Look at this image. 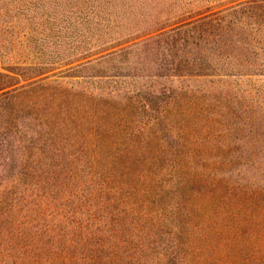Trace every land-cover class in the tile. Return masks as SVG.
I'll return each instance as SVG.
<instances>
[{
	"label": "rangeland",
	"instance_id": "374dc122",
	"mask_svg": "<svg viewBox=\"0 0 264 264\" xmlns=\"http://www.w3.org/2000/svg\"><path fill=\"white\" fill-rule=\"evenodd\" d=\"M244 1L0 0V74L8 77L0 86H9L0 95L35 88L81 103L98 95L121 108L126 93H139L150 97L155 121L149 162L136 166L130 182L135 191L120 186L125 196L104 208L106 167L43 135L45 123L35 118L38 109H24L25 95L19 104L0 100V196L8 194L20 208L3 221L0 252L13 253L21 234L39 245L56 225L63 236L73 234V222L104 228L116 212L140 235L148 221L139 220L134 230L138 214H127L132 205L149 221H165L154 254L173 264L169 258L180 256V197L189 206L198 202L180 194L185 173L216 187L215 196L206 192L199 202L205 224L216 205L264 206V10L250 20L232 17L229 11ZM211 14L240 23L213 40L198 37L190 27ZM79 101L66 102V111ZM46 111L51 121L52 110Z\"/></svg>",
	"mask_w": 264,
	"mask_h": 264
},
{
	"label": "trees",
	"instance_id": "16d2710c",
	"mask_svg": "<svg viewBox=\"0 0 264 264\" xmlns=\"http://www.w3.org/2000/svg\"><path fill=\"white\" fill-rule=\"evenodd\" d=\"M236 7H239L237 11H229L232 17L237 14L241 19L250 20L257 15L253 11L264 10V0H247ZM224 19V16L211 14L198 19L190 29L196 28L200 38L213 40L215 37L219 38L222 30L230 31L232 26L240 23L236 17L229 21ZM1 78L8 77L0 74ZM8 87L0 86V91ZM37 91L35 88L5 91L0 95V100L17 101L18 98L19 104L21 97L25 95L24 109H38L34 111L35 118L39 115L45 123L43 135L52 136L59 143L65 141L72 144L71 147L78 151H85L96 167L100 164L106 167L103 178L105 186L100 191L110 196L104 208L111 207V203L125 196L120 186L135 191L130 182L136 166H145L149 162L146 157L151 141L148 134L155 125L150 116L151 109L146 105V100L150 101V97L128 92L121 108H117L118 105L98 95L81 103L82 101L58 93ZM33 93H36L35 97ZM188 97L191 99L192 96ZM76 101L82 105H75L73 112L68 113L65 109L66 102ZM24 102L21 101V104ZM193 103L194 101H189L186 108L185 113L188 115L195 113ZM48 108L52 110L50 116L54 117L51 121L45 119ZM123 159L127 161L121 164ZM144 176L149 179V174ZM101 177L103 176L98 173L94 174V178H99V181ZM124 178L127 185L121 184ZM181 180L180 194L185 192L195 196L198 202L189 206V199L180 197L185 204L184 207L180 205V256L176 253L169 261L175 262L173 264H264V215L259 218L264 206L260 202H254L247 210L232 208L228 202L216 205L213 216L205 224V218L198 215L199 202L205 199L206 192L211 197L215 196L216 187L208 188L200 179L186 173ZM196 185L198 188L194 189ZM1 195L0 234L2 229L7 232L5 225H2L3 221L20 209L18 203L6 199L8 194ZM133 195L130 191V196ZM233 195L237 196L236 192ZM126 198L129 199V195ZM129 212L138 214V221L133 224L134 230L140 229L137 225L139 220L148 221L146 228H141L140 235L129 232L132 223H123V216L116 212L109 217L104 228L98 225L100 228L93 229L88 223L73 222L75 226L71 229L72 235H61L62 232L56 225L51 229L53 235L39 245L35 242L36 246L27 240H33L32 236L21 234L20 239L13 242V253L0 252V264H162L164 255H155L154 247L158 245L160 228L165 221L161 217L149 221L146 213L137 211L132 205L127 214Z\"/></svg>",
	"mask_w": 264,
	"mask_h": 264
}]
</instances>
